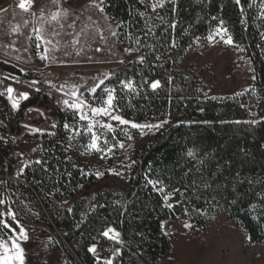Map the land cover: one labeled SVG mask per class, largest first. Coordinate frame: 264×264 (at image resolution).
Masks as SVG:
<instances>
[{
    "label": "rangeland",
    "instance_id": "374dc122",
    "mask_svg": "<svg viewBox=\"0 0 264 264\" xmlns=\"http://www.w3.org/2000/svg\"><path fill=\"white\" fill-rule=\"evenodd\" d=\"M104 1L61 0L60 5L59 1L52 0L35 16H15L14 20V16L4 19L3 15L0 51L5 49L12 53L10 51L15 49H25L27 56L23 51L18 57L0 53V63L14 65L32 78L13 75L0 66V97L10 110L9 121L2 124L0 135L12 143L11 152L19 157L10 169L9 159L0 154V174L12 178L10 180L22 179L26 167L38 159L37 147H30L31 137L35 135H64L70 143L74 128L62 124L55 115L77 116L89 136L87 144H83L86 139L82 137L73 148L74 153L77 147L81 151L76 155L82 169L83 218L119 221L118 228H108L120 234L119 242L110 238L113 233L109 237L103 236L126 250L127 257L120 256V264H127V261L129 264H146V259L151 264L153 256L149 252L164 235L170 242V250L162 255V264H264V244H251L245 229L224 216H207L203 141L160 142L157 134L175 122L168 119L139 122L122 117L113 101L111 107L107 104L110 93L113 97V91L108 88L103 90L105 100H98L96 95L110 73L140 58L135 48L119 44L118 25L105 13ZM7 2L13 1L0 0V9H5L4 14H11L5 8ZM165 3L166 0L154 2L148 17L149 27L162 19ZM59 5L65 19L63 29ZM263 9L264 6L259 17L262 33ZM55 13L59 16L53 20ZM14 21L19 26L15 30L11 29ZM220 28L224 27L217 29ZM217 29L194 41L179 69L197 75L200 88L208 98H231L252 89L253 68L239 47L224 43L220 35H216ZM209 36L214 38L209 40ZM10 46L15 48L11 50ZM262 51L264 53V46ZM44 56L47 58L42 59ZM8 88L26 94L27 98L14 107ZM38 95L47 97L50 110L40 106L22 109L23 104ZM65 100L69 102L67 105ZM74 104L80 107H72ZM93 109H108V114H94ZM82 114L85 119L80 118ZM117 115L130 123L120 124L112 118ZM258 120L253 111L246 121L255 123ZM131 123L159 124L161 127L141 131L132 128ZM89 124L92 125L91 132ZM103 125H111L112 129ZM75 133L78 135L80 130ZM93 133L97 137L96 147L90 146ZM149 181L156 182L155 186ZM66 204L70 207L69 201ZM0 213L5 226L6 215L13 210L11 207L6 209L3 199H0ZM185 224L192 227L186 228ZM6 229L11 233L5 235L0 229V242L6 243L9 249L13 240L20 243L27 252L28 264L67 262L63 251H52L56 242L45 227H27V241L20 239L19 231L10 224ZM119 247L115 253L122 255ZM9 254L0 248V257ZM27 258L24 253V264H27ZM108 260L112 261V257L105 258V262Z\"/></svg>",
    "mask_w": 264,
    "mask_h": 264
},
{
    "label": "trees",
    "instance_id": "16d2710c",
    "mask_svg": "<svg viewBox=\"0 0 264 264\" xmlns=\"http://www.w3.org/2000/svg\"><path fill=\"white\" fill-rule=\"evenodd\" d=\"M155 1H104L105 13L118 25L119 44L135 48L140 58L114 69L96 96L103 102L104 88L112 90L114 108L127 119L175 122L157 134L160 142L203 141L207 216L226 217L245 229L251 244L263 245L264 33L259 17L264 0H241L239 5L235 0H166L162 19L149 27L148 17ZM219 26L228 30L234 44L248 58L255 78L251 90L224 99L208 98L198 76L179 69L194 41ZM0 66L13 75L32 78L6 63ZM155 81L160 86L153 89ZM37 106L51 109L45 95L29 99L22 109ZM253 111L259 120L248 123ZM9 116L10 110L0 97V132ZM55 116L74 128L71 142L64 135L49 133L31 137L30 147H37L38 159L26 167L22 179L0 182V199L16 216L13 220L7 214L6 220L17 230L21 226L45 227L56 242L52 251L66 254L65 264H105L109 254L101 253L108 243L103 233L111 226L118 228L120 223L115 219L83 218L84 187L76 155L81 151L77 147L74 153L73 148L82 137L86 139L83 144H87L89 136L77 116ZM12 149V143L0 135V154L9 159L10 169L19 158ZM0 229L5 235L11 233L1 213ZM92 247L96 248L95 254L89 251ZM153 248L163 255L169 252L170 242L164 235Z\"/></svg>",
    "mask_w": 264,
    "mask_h": 264
},
{
    "label": "snow or ice",
    "instance_id": "6c2138e0",
    "mask_svg": "<svg viewBox=\"0 0 264 264\" xmlns=\"http://www.w3.org/2000/svg\"><path fill=\"white\" fill-rule=\"evenodd\" d=\"M32 2H33V0H20V3H19L18 6H19L20 9H23L24 11L27 12V11L30 10V6H31ZM173 2H175V0H173ZM235 2L239 5L241 0H235ZM100 10L103 11L102 8ZM58 16H59V13H55L52 16V19L55 20V19H57ZM227 32H228V30L226 28H220V29H217L216 35H220V39L224 43L233 44L234 41H233L231 35H228ZM221 33H224L225 35H221ZM225 36H226V38H225ZM41 38H43V37H41ZM213 38L214 37H212V36L208 37L209 40H212ZM49 43H51V41H49ZM44 58H47V57L46 56L42 57V59H44ZM159 86H160V82L159 81H155V82H153L151 84V87L153 89H156ZM127 87H131V85H127ZM12 91H13L12 88H8V92L9 93H11ZM24 95H25V98H27V95L26 94H24ZM73 95H76V93H73ZM9 98L11 99V96ZM112 101H113V97H112V95L110 93L109 94V98L107 100V104L109 105V107H111ZM64 103L67 105L69 102L67 100H65ZM13 106L14 107H18V105L15 102H13ZM71 106L75 107V108H79L80 107L79 104H74V105H71ZM92 111H93L94 114H97V113L108 114V109H93ZM80 118L81 119H85L86 117L82 114ZM112 118L114 120H116V121H119L120 124H123V125H128L130 123L128 120H125L121 116H118V115L117 116H113ZM237 123H239V121ZM248 123H254V121H248ZM103 127H107L110 130L112 129L111 125H103ZM131 127L132 128H136V129H140L141 131H143L146 128H157L158 129L159 127H161V125H159V124H155V125L143 124L142 125V124L131 123ZM91 130H92V125L89 124V131L91 132ZM37 131H39V130H37ZM96 139H97V137L93 133V143H92V145H90L91 147H96ZM121 147H123L122 144H121ZM189 155H191V153H189ZM149 183H152L153 186H155L156 182L149 181ZM10 215H11V218L13 220L16 219V216H15L14 212L10 213ZM5 227H9V223L7 221H5ZM184 227L191 228L192 225L191 224H185ZM18 231H19V234H20V236H19L20 239H22L23 241H27L29 239L27 231L22 226L19 228ZM110 233L114 234L110 238L116 239L117 242H119L118 238H119L120 234L118 232H115L114 229H108L107 231H105L103 233V235L105 237H109ZM0 248H4L5 252L10 253L6 257H0V264H24V249L21 247L20 243H18L16 240H13L11 242V249H9L8 245L6 243H4V242H0ZM89 251H91L93 254H95L96 253V248L92 247L91 249H89ZM105 264H112V261L108 260V261L105 262Z\"/></svg>",
    "mask_w": 264,
    "mask_h": 264
},
{
    "label": "crops",
    "instance_id": "0c3cea01",
    "mask_svg": "<svg viewBox=\"0 0 264 264\" xmlns=\"http://www.w3.org/2000/svg\"><path fill=\"white\" fill-rule=\"evenodd\" d=\"M10 1H13V2H7V5L8 6H6L5 8H7L9 11H11V14H4L6 11H5V9H0V28H1V22H2V17H3V15H4V19L6 18V17H8V16H14V20H15V16L16 17H23V16H28V17H30V16H35L36 15V13L37 12H39L46 4H48V3H50L52 0H47V1H38L37 2V0H33V2H32V4H31V6H30V10L29 11H24L23 9H20L19 8V3H20V0H10ZM55 1H59L60 2V5L62 4L61 3V0H55ZM59 5V6H60ZM15 6H16V8H15ZM59 13L61 14V18H62V24H61V27H62V29H63V27H65V23H64V13H63V9H62V6H60V8H59ZM24 14V15H23ZM35 14V15H34ZM5 15H7V16H5ZM17 19V18H16ZM17 21V20H16ZM16 21H14V25H12V28L11 29H14L15 30V27H19L18 25H16L18 22H16ZM16 23V24H15ZM61 33H63V30H61ZM0 34H1V32H0ZM2 41L0 40V43H1ZM12 47H14V46H10L9 48L12 50ZM15 48V47H14ZM22 51L25 53V57L27 56V50H25V49H22ZM22 51H19L18 49H15V51H10V52H12V53H8V52H5V49L3 50V51H0V53L2 54V55H5V56H7V57H10L12 54H16L15 55V57H18V53L19 54H21L22 53ZM10 55H8V54ZM7 54V55H6ZM14 56V55H13ZM9 65H11V64H9ZM11 66H13V67H15L14 65H11ZM23 249H24V253H25V255H26V258H27V252H26V250H25V248L23 247ZM27 264H28V258H27Z\"/></svg>",
    "mask_w": 264,
    "mask_h": 264
},
{
    "label": "built area",
    "instance_id": "2783aa9c",
    "mask_svg": "<svg viewBox=\"0 0 264 264\" xmlns=\"http://www.w3.org/2000/svg\"><path fill=\"white\" fill-rule=\"evenodd\" d=\"M0 179H5V180H10L12 178H7L6 176H3L2 174H0ZM108 243L101 248V253L103 254H109V256L112 257V261L113 264H120V256H124V258L127 257V253L126 250L123 247H119V245H117L115 242L110 241L109 239H107ZM119 247L120 252L122 255H120L119 253H115L116 249ZM150 255L153 256V259L151 261V264H162V254L159 253L157 248H152L149 252Z\"/></svg>",
    "mask_w": 264,
    "mask_h": 264
},
{
    "label": "bare ground",
    "instance_id": "6f19581e",
    "mask_svg": "<svg viewBox=\"0 0 264 264\" xmlns=\"http://www.w3.org/2000/svg\"><path fill=\"white\" fill-rule=\"evenodd\" d=\"M11 100L19 105L21 102L25 100V95L21 94L20 92L14 91L11 92Z\"/></svg>",
    "mask_w": 264,
    "mask_h": 264
}]
</instances>
